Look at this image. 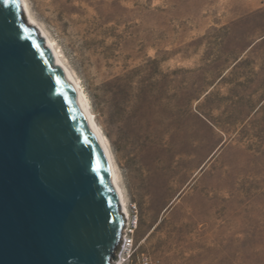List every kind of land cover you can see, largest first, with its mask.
Wrapping results in <instances>:
<instances>
[{"label": "rangeland", "instance_id": "obj_1", "mask_svg": "<svg viewBox=\"0 0 264 264\" xmlns=\"http://www.w3.org/2000/svg\"><path fill=\"white\" fill-rule=\"evenodd\" d=\"M26 1L111 146L113 264H264V0Z\"/></svg>", "mask_w": 264, "mask_h": 264}, {"label": "water", "instance_id": "obj_2", "mask_svg": "<svg viewBox=\"0 0 264 264\" xmlns=\"http://www.w3.org/2000/svg\"><path fill=\"white\" fill-rule=\"evenodd\" d=\"M123 240L82 104L21 0H0V264H113Z\"/></svg>", "mask_w": 264, "mask_h": 264}, {"label": "bare ground", "instance_id": "obj_3", "mask_svg": "<svg viewBox=\"0 0 264 264\" xmlns=\"http://www.w3.org/2000/svg\"><path fill=\"white\" fill-rule=\"evenodd\" d=\"M21 3H22V6H23V9L25 11V15H26L27 21L33 27L42 29L44 39H45L49 49L51 50V52L57 58L60 66L62 68V71L64 72L67 80L71 84V87H72L76 97L79 99L80 103L82 104V107L84 109V112L86 114V117H87V119L89 121L90 126L92 127L94 133L96 134V136H97V138H98V140L100 142V145H101V147H102V149L104 151V154L106 156V159L108 161L109 168H110V170L112 172L114 184L116 186L117 191L120 194L122 208H123V211L125 213V227L127 229V226L129 224V210H128V207H127L124 191L122 189L121 182H120V176H119V173H118V169H117L116 163L114 161V157H113V154H112V150H111V146L109 144V141L106 138V136L104 135V133L101 130V128L99 127L98 123L96 122V119H95L94 114H93L92 109H91V104L89 103V100H88L85 92L82 90V86L79 84V82L75 78L74 74L67 67V65H66V63H65V61L63 59L62 52L59 51L58 46L55 44V41L48 35V33L40 26V24L32 16L27 1L26 0H21Z\"/></svg>", "mask_w": 264, "mask_h": 264}, {"label": "trees", "instance_id": "obj_4", "mask_svg": "<svg viewBox=\"0 0 264 264\" xmlns=\"http://www.w3.org/2000/svg\"><path fill=\"white\" fill-rule=\"evenodd\" d=\"M240 59H237V61L236 62H238ZM239 63V62H238Z\"/></svg>", "mask_w": 264, "mask_h": 264}]
</instances>
